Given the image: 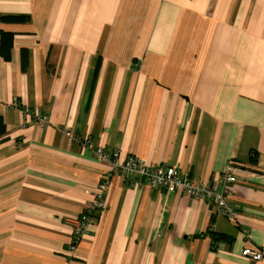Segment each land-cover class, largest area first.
I'll return each mask as SVG.
<instances>
[{
	"label": "crops",
	"instance_id": "obj_1",
	"mask_svg": "<svg viewBox=\"0 0 264 264\" xmlns=\"http://www.w3.org/2000/svg\"><path fill=\"white\" fill-rule=\"evenodd\" d=\"M0 117V264H264L243 255L264 251V0H0ZM86 140L201 183L232 162L235 217L129 186ZM108 174L71 259L65 219Z\"/></svg>",
	"mask_w": 264,
	"mask_h": 264
},
{
	"label": "built area",
	"instance_id": "obj_2",
	"mask_svg": "<svg viewBox=\"0 0 264 264\" xmlns=\"http://www.w3.org/2000/svg\"><path fill=\"white\" fill-rule=\"evenodd\" d=\"M40 125L47 124L49 118L39 113L32 115ZM84 146L100 161L111 167L113 174L122 177L129 186H148L153 189H160L169 193H187L191 197L203 200L211 204L220 216L234 218L236 208L230 201V189L238 183L236 168L229 163L219 176L216 182L201 183L191 179L188 175L180 172L177 168L166 165H146L134 156L127 157L120 161L118 154H111L104 147L96 145L92 140L83 142ZM112 184V176H105L99 186L95 200L87 205L84 212L77 217H66V223L72 227V243L67 253L73 258L82 239L88 233L97 213H100L107 206L109 191ZM243 255L252 261H259L264 258V251L247 248Z\"/></svg>",
	"mask_w": 264,
	"mask_h": 264
},
{
	"label": "trees",
	"instance_id": "obj_3",
	"mask_svg": "<svg viewBox=\"0 0 264 264\" xmlns=\"http://www.w3.org/2000/svg\"><path fill=\"white\" fill-rule=\"evenodd\" d=\"M6 54H8V51L7 49L5 48V51H4ZM6 57L8 58V56L6 55ZM7 133V126L3 120L2 117H0V138L2 136H4L5 134Z\"/></svg>",
	"mask_w": 264,
	"mask_h": 264
}]
</instances>
